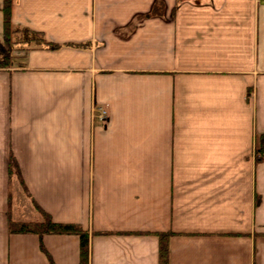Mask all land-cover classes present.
<instances>
[{
  "label": "crops",
  "instance_id": "1",
  "mask_svg": "<svg viewBox=\"0 0 264 264\" xmlns=\"http://www.w3.org/2000/svg\"><path fill=\"white\" fill-rule=\"evenodd\" d=\"M11 21L61 47L0 69V264H79L75 235L9 232L34 202L109 232L89 264H158L167 231L169 264H264V0H14ZM2 22L0 0V55Z\"/></svg>",
  "mask_w": 264,
  "mask_h": 264
},
{
  "label": "trees",
  "instance_id": "2",
  "mask_svg": "<svg viewBox=\"0 0 264 264\" xmlns=\"http://www.w3.org/2000/svg\"><path fill=\"white\" fill-rule=\"evenodd\" d=\"M14 0H2L3 13V36L2 47L4 53L0 56V69H19L24 66L25 55L17 53L26 52L31 49L57 50L60 44L49 42L40 31L27 27L14 25L11 21V10ZM161 2L154 4L150 15L162 13ZM255 162L264 160V133L256 136L254 141ZM10 177H16L21 188L27 192L26 186L21 176L20 169L13 156L9 161ZM34 209L39 212L40 220H16L9 217V232L11 234H36L42 239L46 234L75 235L79 239V264H89L90 239L95 235L109 234V232L91 231L80 224L71 222H57L34 202ZM158 237V264H169V241L172 232H154ZM41 248L44 250L42 244ZM51 264H54L50 259Z\"/></svg>",
  "mask_w": 264,
  "mask_h": 264
},
{
  "label": "rangeland",
  "instance_id": "3",
  "mask_svg": "<svg viewBox=\"0 0 264 264\" xmlns=\"http://www.w3.org/2000/svg\"><path fill=\"white\" fill-rule=\"evenodd\" d=\"M1 52V51H0ZM4 53V50L2 51ZM1 53V55L3 54ZM18 55L25 54L22 50L21 53H17ZM0 55V56H1ZM11 181V204L10 207H13L14 211L21 212L24 210V208L31 206V201L28 200L26 194V191L23 190L17 181L16 177L12 176ZM33 206V204H32ZM169 257H170V250H169Z\"/></svg>",
  "mask_w": 264,
  "mask_h": 264
}]
</instances>
